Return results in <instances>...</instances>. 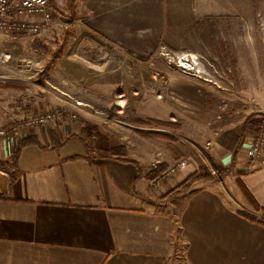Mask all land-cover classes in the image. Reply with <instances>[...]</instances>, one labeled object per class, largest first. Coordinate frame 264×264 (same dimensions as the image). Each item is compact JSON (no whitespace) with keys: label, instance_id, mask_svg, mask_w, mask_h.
<instances>
[{"label":"crops","instance_id":"1","mask_svg":"<svg viewBox=\"0 0 264 264\" xmlns=\"http://www.w3.org/2000/svg\"><path fill=\"white\" fill-rule=\"evenodd\" d=\"M76 12L78 33L125 60H146L161 46L211 48L226 78H235L240 51H252V0H77ZM202 81L179 78L176 89L171 83L169 88L204 100L212 86ZM78 82L89 83L95 96L104 90L97 78ZM65 83L61 78L55 84L64 94ZM9 84L0 88L2 128L44 111L33 110L24 85ZM78 102L79 121L60 117L57 124L30 130L26 138L38 144L22 149L16 170L0 171V264H264V225L245 216L257 215L237 184L264 208V165L246 171L247 148L264 129V103L244 129L245 119L237 140L217 138L211 145V157L230 172L224 181L196 183L161 204L164 192L148 173L159 163L169 169L180 155L139 139L136 148L119 145L128 161L111 157L112 147L96 154L80 135L96 119ZM22 139L7 142L13 149ZM12 149L0 159L8 160ZM195 172V165H184L175 177L182 182Z\"/></svg>","mask_w":264,"mask_h":264},{"label":"rangeland","instance_id":"2","mask_svg":"<svg viewBox=\"0 0 264 264\" xmlns=\"http://www.w3.org/2000/svg\"><path fill=\"white\" fill-rule=\"evenodd\" d=\"M51 4L52 21L43 26L39 34L0 33V84L24 85L21 92L31 96L33 110L40 108L58 112L60 117L78 121L82 115L77 109L80 106L78 100L87 102H83L82 107L90 110L96 123L84 126L80 135L96 154H106V149L120 144L136 148L137 139L144 142L150 140L166 146L168 154L180 155L177 163L169 168L193 164L197 171L194 174H221L213 181H224L230 172L219 168L211 157V145L216 143L217 138L225 137L226 142L237 140L245 119L261 109L264 103V0H252V51H240V63L233 73L235 78H226L228 74L220 64V57L211 48L193 51L161 46L146 60H125L114 51L96 46L90 38L74 29L75 22L70 23L68 19L67 0H51ZM244 23L242 20V27H245ZM164 52L198 55L202 75L182 73L170 66L163 56ZM61 78H65L68 87L66 94L55 85ZM96 78L100 82L98 86H104L103 92L97 94L99 96L89 91V83L80 86L78 82L79 79H86L95 83ZM179 78L202 83V79L208 81L212 88L205 102L194 92L186 99L178 90L174 92ZM170 83L174 85L171 91ZM192 88L196 90L197 87ZM198 90L203 91L201 88ZM80 91L85 94L82 98L76 97L75 92L79 94ZM174 94H179L180 98H172ZM174 102L177 104L170 105ZM44 111L34 112L27 118ZM152 116L159 122L175 126L137 121L152 119ZM15 148H10L8 142L0 143V154L5 155L12 149V156ZM248 165L246 171L251 172L247 169ZM163 176L161 179H150L164 192L158 200L161 204L177 198L170 201L163 199L184 181L179 182L175 176L170 179ZM239 181L237 184L241 188ZM254 210L257 216L252 217L264 220V213Z\"/></svg>","mask_w":264,"mask_h":264},{"label":"built area","instance_id":"3","mask_svg":"<svg viewBox=\"0 0 264 264\" xmlns=\"http://www.w3.org/2000/svg\"><path fill=\"white\" fill-rule=\"evenodd\" d=\"M53 18L51 0H0V33L7 32L16 35L34 36L42 31L43 26H48ZM170 66L187 74L201 76V61L194 53L170 54L164 52ZM60 113L47 112L31 117L20 124L10 128H0V143L7 142L12 138H26L30 130H37L49 125L57 124ZM249 171L256 165H264V129L256 136L252 146L246 151ZM184 165L169 168L164 173L165 179H170Z\"/></svg>","mask_w":264,"mask_h":264},{"label":"trees","instance_id":"4","mask_svg":"<svg viewBox=\"0 0 264 264\" xmlns=\"http://www.w3.org/2000/svg\"><path fill=\"white\" fill-rule=\"evenodd\" d=\"M67 7L68 10L70 12V16H69V22L70 23H74L75 21L79 20L80 17L76 12V6H77V0H67ZM11 84H0V88H7L10 87ZM138 122L142 123V124H149V123H154L157 125H168V126H175L173 124H167V123H162L159 122L157 120H152V119H146V120H137ZM251 122V117H248L245 124H244V129L245 127H247V125H249ZM32 144H38V142L33 138H25L20 140L17 144H16V148L12 154V156L5 161H0V171H14L17 169L18 167V162H19V158H20V154L21 151L24 147L28 146V145H32ZM108 153L110 154L111 157H114L115 159L121 160V161H128L127 159V150L124 146H116V147H112L108 150ZM102 156V155H100ZM168 169V166L166 164L163 163H159L154 165V167L150 170L149 174H148V178L149 179H161L163 174L165 173V171ZM221 177L220 175L217 176H211V175H202V174H192L190 176H188L181 184H179L176 188L171 189L164 197L163 199L165 201H170L172 199H174L175 197L187 192L188 190H190L192 188V186L198 182L201 181H213L216 178ZM240 182V181H239ZM241 188L243 189L244 193L246 194V196L248 197L250 203L252 204V206L258 210V211H262L264 213V208L260 207L255 200L252 198V196L248 193V191L243 187L242 183L240 182ZM247 217H249L252 221H256L260 224L264 225V220H258L255 217H250L248 215H245Z\"/></svg>","mask_w":264,"mask_h":264}]
</instances>
